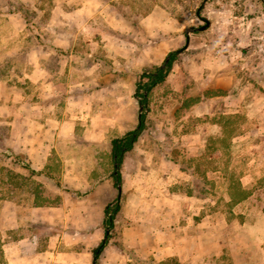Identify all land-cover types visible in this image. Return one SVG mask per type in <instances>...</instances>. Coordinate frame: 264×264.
<instances>
[{
    "label": "crops",
    "instance_id": "obj_1",
    "mask_svg": "<svg viewBox=\"0 0 264 264\" xmlns=\"http://www.w3.org/2000/svg\"><path fill=\"white\" fill-rule=\"evenodd\" d=\"M31 1H0V66L5 63V57H11L12 65L16 63L21 51L30 65L21 70L0 67V155L9 153L5 156L8 160L0 162V264H88L89 254L102 239L105 206L111 202L114 190L112 188L111 192L110 187H105V194L96 187L94 191L77 194L71 199L67 194L60 205L51 202L53 153L60 152L62 142L75 136L74 127L78 121L71 120L72 126H69L63 123L68 118L62 117L58 125L52 126L48 120L54 117L38 111L34 89L51 90L58 86L57 75L60 72L58 76L61 77L65 68L58 67L53 77L52 69L44 62L56 46L75 48L77 37L72 38L74 32L68 31L73 19L60 18L64 26H50L51 33L45 31L48 26L41 27L42 31L37 33L28 31L29 19L21 3L37 9ZM111 1L76 0L72 5L74 11L68 13L72 14L70 17L76 14L77 21L87 28L105 15L109 22L111 18L116 21ZM177 1L176 6H180ZM258 6L264 7V2H258ZM129 7L134 5L130 3ZM126 17V22L131 23L130 17ZM149 17V14L144 15L139 21H147ZM257 17L253 24L258 32L253 36L240 34L242 41L237 38L240 35L230 8L219 10L212 21V26L216 24L223 29L212 33L213 43L199 45L194 35L189 36L188 48L195 46L196 52L184 65L201 88L230 90L238 78L236 67H260L259 58L249 63L246 53L239 56L245 46H251L249 50L253 54L264 53V10ZM178 23L176 20V30L180 29ZM77 32H81V28ZM30 35L33 43L22 50L21 45ZM61 35L67 41L62 40ZM180 35L176 36V43ZM188 43L186 41L184 46ZM74 82L70 84L75 85ZM21 88L30 90L20 92ZM203 104L200 100L190 109L196 112ZM191 110L179 116L180 120L176 115V121L190 119ZM5 125L7 127H3ZM176 134L179 137L187 135L189 141L181 146L176 143V152L177 148L185 149L186 146L191 150L201 148L197 140L199 133L190 130L184 134L180 127ZM18 153L41 172L33 174L16 162L12 154ZM71 164L67 161L62 166ZM143 165L147 171L141 170ZM9 167L24 174L25 180L9 175L6 171ZM186 167L178 158L176 162L168 159L136 161V170L123 177L122 187L126 194L120 218H117L122 242L119 246H108L111 255L100 256L98 264H128L123 262L124 251L128 248L148 259L149 264H264V210L252 203L254 195L238 199L227 191H191L192 173ZM234 199L237 201L230 207ZM54 215L61 217L64 229L60 233L52 231Z\"/></svg>",
    "mask_w": 264,
    "mask_h": 264
},
{
    "label": "rangeland",
    "instance_id": "obj_2",
    "mask_svg": "<svg viewBox=\"0 0 264 264\" xmlns=\"http://www.w3.org/2000/svg\"><path fill=\"white\" fill-rule=\"evenodd\" d=\"M10 1L18 3L21 0ZM75 1L32 0L37 9L21 3V9L29 19L28 31L37 33L42 31L41 27L48 26L45 31L51 33L50 26H64L60 18L73 19L68 31L74 32L72 38L77 37L75 48L56 46L44 62L52 69L53 77L55 72L57 75L58 67L65 68L61 77L58 76L60 72L57 75L58 86L51 90L42 87L34 89L38 111L54 117V120H48L52 126L58 125L62 117L68 118L63 123L69 126H72L71 120L78 121L74 127L75 136L62 142L60 152L53 153L54 165L50 169L54 181L51 193L53 205H60L67 194L69 199L77 197L76 193L66 191V187L85 191V194L96 187L107 194L105 187H110L109 191L114 190L110 198L114 200L117 197L119 190L112 176L111 139L139 123L141 104L135 96L138 73L163 64L170 51L186 44L187 35H194L199 45L213 43L212 33L223 30L216 24L212 26L219 10L230 8L236 18L239 35L250 33L252 36L258 32L253 20L264 10V7L258 6L262 0H205L203 4V0H179L180 6H176L177 0H113L111 9L116 12V21L111 18L109 22L105 15L87 28L82 25L83 22L77 21L76 14L70 17ZM130 3L133 8L129 7ZM148 14L147 21H139ZM126 15L131 23L126 22ZM206 19L210 20V25L205 30H192L205 24ZM176 20L179 21V30H176ZM178 35L180 39L176 43ZM241 35L237 37L240 41ZM60 37L65 39L63 35ZM33 40L30 35L21 45L22 50ZM189 44L184 46L185 50L180 53L168 78L149 94L146 127L134 148L125 154L121 164L122 177L136 170V161L168 159L176 162L178 158L192 173L191 191H227L233 198H241L244 191V199L254 195L252 203L264 210V53L253 54L249 50L251 46H245L239 56L246 53L250 57L249 63L260 59V67H236L238 78L230 90L204 89L192 79L184 65L196 52L195 46L188 48ZM21 54L13 65L11 57H5V63L0 67H18V70L30 67L26 55ZM72 81L76 84L71 85ZM24 90L30 89L21 88L20 92ZM48 92L49 96L46 95ZM72 95L78 96V99L75 96L72 98ZM200 100L204 104L192 112L191 105ZM188 110L192 112L190 119L176 121L177 116L180 120L179 116ZM180 127L184 134L190 130L199 133L197 142L202 145L201 148L191 150L186 146L185 149L177 148L176 152V143L181 146L189 142L187 135L179 137L176 134ZM8 154L2 153L0 162L8 160L5 157ZM24 160L27 161L26 157ZM67 161L73 164L62 166ZM147 169L144 165L141 167V170ZM6 171L25 180L24 174L14 168L9 167ZM61 179L59 186L56 180ZM125 194L123 188L122 202ZM236 201H231L230 207ZM60 218V215H54L51 223L54 233L64 229ZM116 223L113 238L102 250V257L111 255L108 246H119L122 242L119 222L116 220ZM102 229L103 236L97 246L105 237V226ZM124 252L126 260L123 259V262L149 264L148 259L136 254L133 249L128 248ZM93 260L92 250L88 264H93Z\"/></svg>",
    "mask_w": 264,
    "mask_h": 264
},
{
    "label": "trees",
    "instance_id": "obj_3",
    "mask_svg": "<svg viewBox=\"0 0 264 264\" xmlns=\"http://www.w3.org/2000/svg\"><path fill=\"white\" fill-rule=\"evenodd\" d=\"M262 1L264 2V0ZM183 50H185L184 47H180L170 51L168 54L169 59L165 61L163 64L155 65L150 69H146L138 73L135 96L139 99L140 104L143 105L142 113L139 118V123L137 124L136 127L132 129H128L123 134L113 137L111 139V157L114 163V171L112 172V176L115 180V186L118 190H119L118 184L122 183L123 181L121 164L123 163L125 154L126 152L134 148L135 143L137 142L140 134L146 127L147 109H148V101H149L148 96L158 84L162 83L168 78L175 62L178 60L179 55L181 52H183ZM184 107L186 106L184 105ZM12 158L16 162L21 163L23 167L27 168L33 174H39L41 172L39 170L32 168L30 163L24 160L25 156L21 153L12 154ZM116 169L118 170L117 173H115ZM56 182L59 186L61 185L60 181L56 180ZM65 190L79 195L85 194V192H82L80 190H73L68 187H66ZM242 192L243 193L241 198H244L245 197L244 191ZM122 197L123 196L119 191L117 197L105 206L104 226H105V236L107 238L105 240H102L100 245L93 249L94 256L95 255L97 256L96 260H93V264L99 263V258L102 250L106 246L107 242L113 238V229L116 225V220L119 216V212L122 207ZM108 228H110L109 231H107ZM98 248H100V252L97 253ZM172 264H177V262H173Z\"/></svg>",
    "mask_w": 264,
    "mask_h": 264
},
{
    "label": "water",
    "instance_id": "obj_4",
    "mask_svg": "<svg viewBox=\"0 0 264 264\" xmlns=\"http://www.w3.org/2000/svg\"><path fill=\"white\" fill-rule=\"evenodd\" d=\"M205 0H203L202 1V4H203V2H204ZM202 4L200 5V7L199 8H201V6H202ZM210 25V20L209 19H206V23L205 24H202V25H200V26H197V27H194V28H192V30L194 31V30H205L208 26ZM189 42V35H187V43ZM169 59V55L167 56V59H166V61ZM142 109H143V105H141V112H140V115H141V113H142ZM116 166H117V164H116ZM118 172V170L116 169L115 170V173H117ZM118 188H119V191L120 192H122V183H119L118 184ZM119 197H120V195H119ZM110 230V228H108L107 229V231H109ZM107 237L105 236L104 237V239L103 240H105ZM98 252H100V248H98L97 249V253ZM96 255L94 256V260H96ZM95 262V261H94Z\"/></svg>",
    "mask_w": 264,
    "mask_h": 264
}]
</instances>
